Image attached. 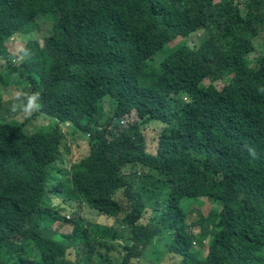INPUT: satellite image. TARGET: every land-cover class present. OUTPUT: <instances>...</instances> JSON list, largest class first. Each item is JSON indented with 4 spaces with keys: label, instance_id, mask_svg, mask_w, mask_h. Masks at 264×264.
Listing matches in <instances>:
<instances>
[{
    "label": "trees",
    "instance_id": "1",
    "mask_svg": "<svg viewBox=\"0 0 264 264\" xmlns=\"http://www.w3.org/2000/svg\"><path fill=\"white\" fill-rule=\"evenodd\" d=\"M260 46L264 0H0V264H264Z\"/></svg>",
    "mask_w": 264,
    "mask_h": 264
},
{
    "label": "rangeland",
    "instance_id": "2",
    "mask_svg": "<svg viewBox=\"0 0 264 264\" xmlns=\"http://www.w3.org/2000/svg\"><path fill=\"white\" fill-rule=\"evenodd\" d=\"M217 1H219V0H217ZM220 1H221V0H220ZM43 22H44V21H43ZM43 22H42V23H43ZM42 23H41V28H42V29H41V32L39 33V36H38V38H39L41 41H42V39H43V36H46V35H47L48 33H50V31L52 30V28H50L51 25L49 24V22H47V23H46L47 25H44V26H42ZM199 34H201V32H197V33L191 35V37H193V38H190V37H189L188 39L183 40V42L185 41V42L189 43L190 46H196V45H199V44H200V41H201V39H200V35H199ZM28 38H29V37L16 36L15 38H13V39L11 40V43L9 44V46L12 48L13 51H15L14 54H16L17 57H19V58L22 57V58H23V57L25 56V54L29 51L31 45H33L32 43H31V44H28V43H27V42H28ZM40 40H39V41H40ZM179 42H181V41H179ZM179 42L173 44V46L177 45ZM259 43H260V42H259ZM261 46H262V45H261ZM261 46H260V48L258 47V49H259L260 52L264 50V49H262ZM157 56L160 57V55H157ZM22 58H21V59H22ZM250 59H251V64H252V65L255 64V60H254V58H250ZM10 91L12 92L11 97L14 98V97L16 96V93L14 92L13 88H8V92H9V93H11ZM9 93H8V94H9ZM7 98H9V97H7ZM107 112H108V113L110 112V111H109V108H108V111H107ZM51 122H52V121L49 122V121H47V120H45V121L43 122V119H42V118H39V119L33 124L32 127H35V126H46V125H48L49 123L51 124ZM79 136H80V135H79ZM80 137H81V136H80ZM78 142H79V144H80L81 146H83L84 143L81 141L80 138H78V139L75 140L76 145H77ZM157 176H158V175H154V177H156V178H157ZM159 189H160V192L162 193L163 190H164L163 184H160V185H159ZM167 191H168V189H167ZM181 204H182L183 209L186 210V211L189 212V213H190L193 209H196V210H197L196 206L193 204L192 200L189 199V198L184 199L183 202H182ZM212 209H213V205L210 204V203H206V204H205L202 208H200V210H199L200 213H201V216H200V217H202V218H206V217L208 216L209 212H210ZM80 212H81V214H82V210H81V208H80ZM195 213H196V212H194V214H195ZM81 214H80V215H81ZM194 214H193V215H194ZM87 215H88L89 218H95L94 215L92 216V213L87 212ZM90 216H91V217H90ZM194 216H197V215H194ZM54 227L57 228L60 232L69 233V232L72 231L71 226H69V225H64V226H63V224H62L61 222L56 223ZM30 245H32V244L30 243ZM35 256H38V253H37V255L35 254ZM116 257L118 258L119 256L117 255ZM166 257H167V256H166ZM70 258H71L72 260L75 259L73 255H71ZM167 259H168L169 261H168V262H165V263H162V264H177V263H176L177 260L174 259L173 256L168 255Z\"/></svg>",
    "mask_w": 264,
    "mask_h": 264
},
{
    "label": "clouds",
    "instance_id": "3",
    "mask_svg": "<svg viewBox=\"0 0 264 264\" xmlns=\"http://www.w3.org/2000/svg\"><path fill=\"white\" fill-rule=\"evenodd\" d=\"M189 37L193 38L191 36H189ZM188 45L190 46L189 43H188ZM190 47H194V46H190ZM157 58H158V56H157ZM8 88H13L14 92L16 93V96L14 98L11 97L12 92L10 91L11 93H9ZM7 97H9V98H7ZM34 97L35 96L33 95V93L31 94L30 91L26 90V88H23L20 85H16L15 83L7 84L4 81L0 86V110H1L2 115H4V117L6 119H9V117H13V114H11L9 112L12 110H16L18 107H20L21 109H24L22 106H31L34 110H37V107L34 104ZM6 111H8V112H6ZM106 111H108V107H106ZM117 120L121 126L126 127V126H130L131 123H135L137 120H139V118H138L137 114H133L130 116H126V117L117 119ZM44 121H45V119H43V122ZM192 202H193V200H192ZM202 202H206V201L202 200ZM193 204L195 205V203H193ZM195 206L197 209L202 208L198 205H195ZM181 207H182V204H181ZM182 209H183V207H182ZM185 212H187V211L185 210Z\"/></svg>",
    "mask_w": 264,
    "mask_h": 264
}]
</instances>
